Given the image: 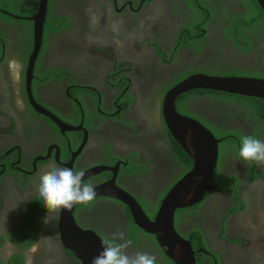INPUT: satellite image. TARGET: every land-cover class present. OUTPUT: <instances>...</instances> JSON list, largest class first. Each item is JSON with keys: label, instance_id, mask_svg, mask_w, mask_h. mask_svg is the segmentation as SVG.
Listing matches in <instances>:
<instances>
[{"label": "flooded vegetation", "instance_id": "obj_1", "mask_svg": "<svg viewBox=\"0 0 264 264\" xmlns=\"http://www.w3.org/2000/svg\"><path fill=\"white\" fill-rule=\"evenodd\" d=\"M192 1L197 9L185 0H50L44 22L58 21L60 28L43 27L29 84L41 112L28 102L23 79L26 59L23 64L17 29L0 18L2 264H9L6 260L12 252L22 254L4 236L21 219L26 200L39 195V175L52 163L61 167L69 163L70 169L83 170L85 175L101 167L84 175V183L95 185L113 176L116 186L134 197L152 218L161 199L153 193L156 187L168 180L167 189L183 171L176 161L168 165L174 149L159 113L163 93L155 92L159 85L169 86L175 72L196 66H232L264 74V28L253 21L252 28L240 30L238 40L227 35L234 15L244 11L240 2ZM6 2L19 10L29 4L27 0ZM0 13L22 21L12 10L0 7ZM197 20L194 33L188 26ZM23 29L22 23L21 33ZM185 39L190 40L189 48ZM186 106L211 126L230 131L237 146L238 138L244 136L264 141V108L255 115L251 108L229 103L219 106L204 97ZM51 117L62 122V132ZM162 143L164 152L159 153ZM147 158L151 159L148 166ZM218 159L214 181L198 202V212L175 210L174 226L191 247L195 241L188 231L195 223L201 231L203 250L208 254L192 248L204 255L196 262L194 253L195 264H226L227 258L235 259V264H264V169L254 163L242 167L245 162L232 152ZM155 161L160 163L153 168ZM246 168L244 180L238 175ZM151 175H156L153 181L148 179ZM209 199L215 202L213 206L207 204ZM72 214L78 226L93 230L103 241L123 234V240L117 236L116 242L130 241L128 255L146 252L156 257L157 264H171L154 237L133 224L120 201L96 196L90 205H75ZM57 218L58 213L45 210L40 234L30 246L33 250L27 249L28 264H78L61 245ZM207 223L214 229L211 246L202 227Z\"/></svg>", "mask_w": 264, "mask_h": 264}, {"label": "water", "instance_id": "obj_2", "mask_svg": "<svg viewBox=\"0 0 264 264\" xmlns=\"http://www.w3.org/2000/svg\"><path fill=\"white\" fill-rule=\"evenodd\" d=\"M47 1L36 0L34 13L21 17L22 20L31 22V46L26 57L23 79L28 102L37 112H41L43 109L33 101L29 84L33 64L41 45ZM254 1L264 15V0ZM7 14L18 18L15 14ZM191 89H209L264 99L263 78L246 75L223 76L204 72H193L184 76L163 92L160 101V114L165 129L190 157L191 165L163 194L152 218L147 217L134 197L116 186L113 176L107 181L93 185L96 196L113 198L127 207L133 224L154 237L161 253L171 261V264H195V251L189 241L176 230L173 215L175 210L191 207L203 198L208 188V180L216 166L217 144L222 140L221 137H215L195 118L181 114L175 109L174 99L182 92ZM51 120L61 128L62 132V122L56 120L55 117H51ZM64 165L70 169L69 163ZM103 168L112 170L108 167ZM100 169L102 168L93 167V169L87 170L85 177ZM74 207L70 211L61 210L58 213L59 240L62 247L73 254L78 264H91L92 259L102 251L101 245L104 241L93 230L82 228L76 224L72 214ZM198 251L208 254V251L203 249H198Z\"/></svg>", "mask_w": 264, "mask_h": 264}, {"label": "trees", "instance_id": "obj_3", "mask_svg": "<svg viewBox=\"0 0 264 264\" xmlns=\"http://www.w3.org/2000/svg\"><path fill=\"white\" fill-rule=\"evenodd\" d=\"M6 1L10 0H0V7L7 9L6 7H11L8 6ZM189 2L190 6L192 9H197V7L194 6L192 0H185ZM240 2V6L242 5V8L244 11L237 13L233 17V21L230 23V28L227 29V35L232 39V40H238L237 35H241L240 30L242 29H250L253 27V21L258 22L260 24L261 28H264V15L261 13L260 8L256 4L254 0H238ZM29 3L27 5L26 3V10L27 13L26 15H31L34 13L35 7H36V0H27ZM47 5L50 8V0L47 1ZM47 7V11H49ZM241 9V8H240ZM9 10V9H7ZM0 18L7 20L9 17H6L4 14L0 13ZM14 22H22L21 20H16ZM197 21L192 22L188 28L193 30L195 33V26L197 25ZM16 28H21V24H16L14 25ZM53 28H52V27ZM45 29L49 30H59L60 24L57 21L54 23V20L52 23L44 22ZM26 31V29H23L22 31ZM28 34L24 35L22 38V33L20 32L18 39L20 40V45L18 48H20V53H22V59L23 64H25V59H26V52L30 50L31 46V36H30V29L27 30ZM19 33V32H18ZM185 46L189 48L190 40L185 39ZM196 69H191V68H184L182 70H179L175 72L172 75V81L170 82L169 86L183 78L184 76L193 73V72H212L214 74L218 75H223V76H228V75H241V76H254V77H259L264 79V74L262 72L256 71L251 68H237V67H232V66H201V67H193ZM169 86H164V85H159L155 92H160L162 94ZM199 97H204L208 99V101L211 104H217L219 106L225 105L227 103L232 104V105H239L243 106L245 108H251L254 110L255 115L257 113L256 110L264 108L262 104H264V99L256 98V97H248V96H241V95H236V94H229L221 91H214V90H209V89H191L185 92H182L179 94L175 99H174V107L175 109L185 115H189L191 117H194L198 121H200L204 126H206L215 137H223V139L217 144V152H218V161H222L224 155L226 153L232 152V154L237 158L240 159L239 156V149L240 145L237 146L235 141L229 136L230 131L224 130L223 128H216L211 126L208 122L202 120L196 113L189 111V109L186 106V103L194 102L196 98ZM160 102V101H159ZM160 113V111H159ZM161 115V114H160ZM160 119V116L157 115V120ZM164 134L170 139L171 141V147L174 149L173 152H171L170 155H168V160L169 166H173L175 161L176 163L179 164L181 168H183V171L180 173L181 175L189 169L191 165V159L188 157L185 152L179 147V145L169 136L167 130L165 129L164 125ZM159 134V132L157 133ZM239 137H241L239 135ZM241 144V138H238ZM171 161V162H170ZM173 162V163H172ZM219 166V165H218ZM253 166L250 167L252 169ZM144 170V168H142ZM214 176L213 174L211 178L208 180V186L214 181ZM254 176V173L250 174V178ZM226 178V176H223ZM225 185H222L221 187H224ZM199 203L183 208V209H178L176 211H183L186 212L187 214H193L197 213ZM46 210V207L44 206L43 201L41 200L40 196H35L32 198H29L26 200L24 203V206L22 207V216L21 219L18 220L14 225H11L8 227L5 238L7 241L11 242L18 250H27L33 242L36 240V238L40 234L41 230V225H42V218L43 214ZM175 211V212H176ZM193 227L188 231V235L193 238L195 241L192 244L193 249L197 248H204V242L202 239V233L197 228L196 223L192 225ZM196 257V262H200L204 255L201 253L196 252L195 253ZM263 260H264V254H263ZM9 264H24V257L23 255L18 252H12L6 260ZM0 264H2L0 262ZM211 264V262L209 263Z\"/></svg>", "mask_w": 264, "mask_h": 264}, {"label": "clouds", "instance_id": "obj_4", "mask_svg": "<svg viewBox=\"0 0 264 264\" xmlns=\"http://www.w3.org/2000/svg\"><path fill=\"white\" fill-rule=\"evenodd\" d=\"M239 156L245 163L264 165V141L253 136L242 137ZM84 175L83 170L74 171L55 163L46 166L39 175L38 193L48 212L70 211L77 204L90 205L93 203L96 197L95 188L91 183H84ZM161 186H157L156 189L158 190ZM117 236L123 240V234H114L113 241L102 242V251L92 259L91 264H157L156 257L146 252L128 255L126 249L130 241L118 243L116 242Z\"/></svg>", "mask_w": 264, "mask_h": 264}, {"label": "rangeland", "instance_id": "obj_5", "mask_svg": "<svg viewBox=\"0 0 264 264\" xmlns=\"http://www.w3.org/2000/svg\"><path fill=\"white\" fill-rule=\"evenodd\" d=\"M7 9H9V10H12L13 12H17V14H19L20 16H26V13H27V10H26V8H24V7H22V9L21 10H19V9H15V8H12V6L11 7H6ZM32 15V14H31ZM8 21H10V22H8L9 24H12V25H16V24H21V26H22V23L24 24V26H25V29H26V31L24 30V31H22V38H23V36L24 35H27L28 34V32H27V30H29L30 29V31H31V22L29 21V20H22V22H14V21H16V20H13V19H11V18H8L7 19ZM15 29H17L16 30V34H18L17 35V38H18V36H19V34H20V28H15ZM19 32V33H18ZM30 36H31V33H30ZM114 38V37H113ZM24 39V38H23ZM139 43H141V41H139ZM140 47H141V45H140ZM28 52L29 51H27L26 52V54H25V56L27 57V54H28ZM185 61H189V58H185ZM12 66V64L10 65V67ZM206 73H209V74H213L212 72H206ZM125 116V115H124ZM162 152H164V144L162 143L161 144V149H160V151H159V153H162ZM232 161H235L233 158L231 159ZM150 162H151V159L150 158H147V159H145V163H146V165L148 166L149 164H150ZM158 163H160L159 161H155L154 162V166H153V168L156 166V165H158ZM217 164H218V162H217ZM246 165V163H243V164H241V166L243 167V166H245ZM261 167L264 169V165H261ZM249 169V168H248ZM220 170H221V172H228L229 170H227V169H222V168H220ZM260 171H263V170H260ZM264 172V171H263ZM234 175H238V174H234ZM154 176H156V175H151V177L150 176H148V179H151L152 181L154 180ZM248 176V173H247V168L246 169H244V171H242L241 172V174H240V176L238 175V177H241V178H243L244 180H246V177ZM153 178V179H152ZM258 181V179H256L255 181H254V183H252L253 185L256 183ZM168 182V180L164 183V184H162V186L157 190V191H155V192H153L155 195H158V198H160L161 196H162V193H164V191L166 190V187H167V183ZM251 184V185H252ZM252 185V186H253ZM251 186V187H252ZM138 200H139V203L143 206V207H145V202H144V199H142V197H139L138 196ZM207 204H211L212 206L215 204V202H212V200H208L207 201ZM221 208H223V204H221ZM147 213H149V211L147 210ZM149 214H151V213H149ZM176 217V216H175ZM187 219H189L188 217H187ZM181 224H182V222H181ZM210 225L211 224H209V223H207V224H202V227H204L205 228V235H206V237H207V239L209 240V242H208V244L211 246V244H214V229L213 230H211L213 227H210ZM213 248V247H212ZM29 250H33V247H30L29 248ZM29 250H26V251H22V254L24 255V259H26V264H28L29 263V260H30V258H29V255H28V251ZM30 252H32V251H30ZM226 264H235V259H233V258H227V261H226Z\"/></svg>", "mask_w": 264, "mask_h": 264}]
</instances>
